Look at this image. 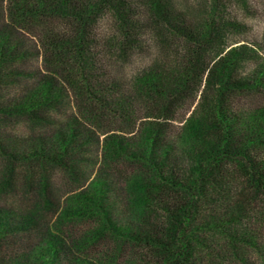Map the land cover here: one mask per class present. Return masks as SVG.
<instances>
[{"label": "rangeland", "instance_id": "obj_1", "mask_svg": "<svg viewBox=\"0 0 264 264\" xmlns=\"http://www.w3.org/2000/svg\"><path fill=\"white\" fill-rule=\"evenodd\" d=\"M125 1L134 48L123 49L122 23L107 6L89 35L96 43L91 52L97 59V74L108 86L114 85L115 100H126L130 123L88 93L84 92V99L78 95L74 84L82 85L80 67L47 60L39 37L52 33L67 41L68 22L58 16L43 23L16 22L8 14V3L3 10L0 7V41L5 38L26 54L25 60L8 61L1 69L0 93L6 104L21 102L46 81L63 93L59 102L33 114L13 108L0 113V142L5 150H0V264H157L148 246L105 229L96 204L82 199L95 194L97 182L107 186L104 204L113 225L122 232L132 230L133 236L166 229V207L178 208L175 199L194 203L198 218L189 223L186 233L200 237L206 247L193 244L186 264H264V193L258 195L247 184L248 170L240 164L248 166L247 162L222 163V188L204 184L211 199L191 188L198 149L218 134L210 127L221 77L216 73L209 84L208 71L229 50L243 53L235 76L251 86L226 92L231 109L245 117L264 109V78L258 86L251 81L264 70V0H159L182 24L198 30L206 70L201 79L190 83L188 92L174 97L172 112L167 113L163 101L142 94L140 78L152 70L170 74L183 69L191 43L153 16L152 0ZM11 71L15 75L8 80ZM194 120L205 123L206 133L195 137L190 132L188 124ZM74 127L64 153L60 147ZM149 134L155 136L153 145ZM112 142L124 149L111 151ZM39 146L49 152L46 159L33 157ZM259 148L257 162L264 158V148ZM8 154L17 157L13 160ZM149 159L163 165L158 168L162 176ZM145 187L153 199L148 203L139 201ZM214 216H218L212 221L216 228L196 230ZM179 237L167 246L182 249ZM52 243L57 250L54 258L46 252Z\"/></svg>", "mask_w": 264, "mask_h": 264}, {"label": "trees", "instance_id": "obj_2", "mask_svg": "<svg viewBox=\"0 0 264 264\" xmlns=\"http://www.w3.org/2000/svg\"><path fill=\"white\" fill-rule=\"evenodd\" d=\"M1 3V0H0ZM4 3H8L9 16L16 22L24 21L25 19L36 20L39 23H43L44 19L54 18L58 16L68 22V28L70 30V35L67 41H62L57 36L51 34H46L45 36L39 37L42 43V48L46 53V58L50 61V64L65 65V62H70L71 66L80 67V78H82V85L75 83V88L83 99L85 98L84 92L92 97H95L101 105L108 108L110 112H120L121 117L128 120L129 113H126L129 105L126 103L124 98L115 100L114 98V85L108 86L106 80H102L99 76L97 70V59L94 54H92L91 49L95 48L96 43L90 40L89 30L97 19L98 15L102 13L105 6L110 7L118 16L121 25V30L124 29L123 33L125 39L124 50H130L134 48L133 42L130 39V29H133V24L131 22V16L128 15L129 12L126 10L125 0H3L1 3V9L3 10ZM151 5L153 8V16L159 21L166 25V28L176 35H180L188 42L191 43V50L188 56H184L186 61L183 64V69L175 70L170 74L165 71L158 72L152 70L145 72L140 78V91L146 93L147 95L157 97L159 101L164 102L162 110L164 112H172V103L175 99L174 97H180L182 93H186L190 89V83H194L198 78H202L205 73L204 60L202 57V52L200 47V38L197 34L198 30L186 27L182 24L178 17H176L171 11L165 7H162L159 0H152ZM70 19V20H69ZM129 30V31H128ZM211 30L209 31V35ZM201 36V35H200ZM209 39V38H208ZM206 44V43H205ZM39 51V50H38ZM239 50L233 49L229 50L225 56H223L217 63L214 64V69L208 71V82L209 84L214 82V76L216 73L220 74L221 79V89L219 92V97L217 100V106L213 114L214 123L211 125V129L218 131L216 134V139L213 142H207L201 147L199 153L196 155L197 165L192 170L195 174V178L191 180V188H196L199 195H208V188L211 186L222 188V184L219 180V176L223 174V162L227 159H240L247 162V165H242V170H248L247 184L254 188L256 193L260 195L264 193V158L257 162L259 156L260 148H264V109H259L248 114L247 117L242 114H237L231 109L229 104L230 98L227 96L226 92L230 91H240L248 90V84H244L235 76V71L238 68L239 61L244 56ZM204 56V53H203ZM25 60L26 54L24 52L20 53L15 46H11L10 43L6 42L5 38L0 41V79L3 76L1 69L6 66L8 61H14V59ZM72 62V63H71ZM15 75L11 71L9 73L10 80ZM7 77V76H4ZM264 78V70H259L255 73L252 78V82H256V86L262 84V79ZM75 80V79H74ZM3 81L0 80V86ZM80 84V82H78ZM62 91H59L53 84V82H43L33 89L29 96L26 97L21 102H16L8 106L5 99L0 93V113H7L8 110L12 109L15 112L25 114V113H35L37 109L45 108L51 103H57L62 99ZM166 102V103H165ZM162 106V105H161ZM8 109V110H7ZM188 129L195 137L199 134H204L205 123L201 120H194L188 124ZM75 127L71 132V136L66 137L65 145L60 148L63 149L64 153L68 151V147L73 140L75 133ZM157 138V136H156ZM148 141L150 144H154L155 136L153 138L151 134L148 136ZM110 144V143H109ZM111 151L117 149L123 150L122 146L118 142H112ZM44 147L39 146L38 150H35L33 157H38L39 159H46L49 152L43 149ZM153 146H151V154L153 153ZM0 150H4L2 143L0 142ZM5 151V150H4ZM196 152V149H193ZM14 160L17 156L13 154H8ZM59 159V157H58ZM62 157L59 159L61 160ZM53 160V159H51ZM150 160V159H149ZM151 163L161 170L163 165H158L154 163V160H150ZM205 165V168L203 167ZM236 167V166H235ZM158 177L162 174L157 172ZM175 177L171 175L170 180ZM173 182V181H172ZM204 184H207L205 187ZM156 184H151V188L156 189ZM107 186L105 183L97 182L95 187L96 191L94 195L84 196L82 199L85 202H89L91 205L96 204V209L102 212L103 220L106 224L105 229L117 233L122 236L129 237L131 239H136L148 246L154 253V258L158 261L157 264H177L179 261L184 264L190 261V257L193 255V244H206L200 237L193 236L186 233L190 222H195L198 218L197 208L193 209L194 203L185 201L181 202V199H175V207H166L168 211V216H166L169 221L166 229L163 228L160 231L153 230L150 233H138L137 235H132V230L124 231L118 230L115 225H113L110 219L109 209L105 208V198L107 192H105ZM146 188L144 189L143 196L139 201L148 203L152 201L148 192L146 193ZM212 189V190H213ZM153 192V191H152ZM152 195V194H151ZM209 199L211 197L209 196ZM85 204V203H84ZM234 209L237 208L234 205ZM238 211L240 209L238 208ZM242 210L239 212L241 214ZM241 215H239L240 217ZM218 216L210 218V220H203L201 228H196L201 232H205L208 229L216 228L217 224L214 226L212 221ZM156 231V232H155ZM177 235H180V243L182 249L174 250L173 246L168 247L169 242L172 243L177 239ZM180 246V247H181ZM56 246L52 243L48 245L46 252L52 258L56 254ZM47 261L46 264H50Z\"/></svg>", "mask_w": 264, "mask_h": 264}]
</instances>
